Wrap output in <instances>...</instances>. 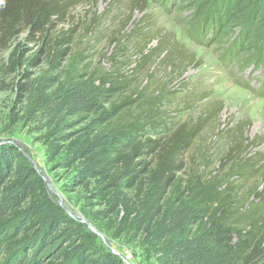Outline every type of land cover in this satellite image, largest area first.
Listing matches in <instances>:
<instances>
[{
  "label": "trees",
  "instance_id": "1",
  "mask_svg": "<svg viewBox=\"0 0 264 264\" xmlns=\"http://www.w3.org/2000/svg\"><path fill=\"white\" fill-rule=\"evenodd\" d=\"M86 1L0 0V92L14 93L47 162L74 170L64 191H85L87 222L157 264H264L256 143L245 128L220 129L221 107L195 116L201 101L183 80L193 59L166 40L150 47L145 28L113 33L95 58L110 22L77 20ZM208 136L225 138L222 154ZM0 264L125 263L55 201L19 147L0 143Z\"/></svg>",
  "mask_w": 264,
  "mask_h": 264
},
{
  "label": "rangeland",
  "instance_id": "2",
  "mask_svg": "<svg viewBox=\"0 0 264 264\" xmlns=\"http://www.w3.org/2000/svg\"><path fill=\"white\" fill-rule=\"evenodd\" d=\"M112 1L87 0L74 12L79 21L94 13H108L105 19L110 25L98 36L100 45H95L94 57L108 51L111 35L123 29L129 34L145 28L153 37L150 47L157 46L158 40L169 41L177 53L194 61L185 67L183 80L194 86L192 90L201 101L195 116L221 107L217 118L220 129L245 128L244 137L256 143L249 155L264 162V0H139L144 3V11L135 9V0H118L111 6ZM20 40L25 42V35ZM28 47L35 49L37 45ZM18 107L13 92H0V143L19 147L49 179L55 201L65 211L86 220L80 212L85 191H64L74 170L57 171L47 162L39 141L41 134L34 133L32 126L21 119ZM207 142L212 144L211 152L219 154L227 145L225 138L208 136ZM104 237L128 264H157L153 256L137 247Z\"/></svg>",
  "mask_w": 264,
  "mask_h": 264
},
{
  "label": "water",
  "instance_id": "3",
  "mask_svg": "<svg viewBox=\"0 0 264 264\" xmlns=\"http://www.w3.org/2000/svg\"><path fill=\"white\" fill-rule=\"evenodd\" d=\"M25 156H26V158L30 161V163H31L32 165H34L35 169L38 171L39 175L42 177V179H43L44 182L46 183V185H47L49 191L53 193L54 191H53V189H52V186H51V184H50L49 179H48L45 175H43V173H42L41 171L38 170L37 166L34 164V162L32 161V159H31L29 156H27V155H25ZM66 212H67V214H68L72 219H74V220H78V219H80L81 223L87 225L88 228H89V230H90L91 232H93V233H94V234H95V235H96V236H97V237L103 242V244L107 247V249H109L112 253H114L115 255L120 256V257L123 259V257H122L117 251H115V250L110 246V244L108 243V241H107V239L104 237V235H102L101 233L97 232L96 229H95L92 225H90L86 220H84L83 218H81V217H79V216L73 215V214L70 213L69 211H66ZM123 261H124V263L128 264L124 259H123Z\"/></svg>",
  "mask_w": 264,
  "mask_h": 264
}]
</instances>
